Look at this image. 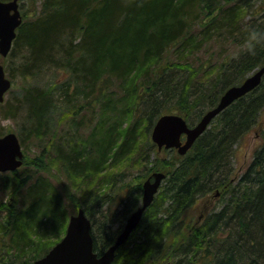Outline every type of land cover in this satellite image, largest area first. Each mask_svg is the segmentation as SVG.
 <instances>
[{
	"label": "trees",
	"instance_id": "1",
	"mask_svg": "<svg viewBox=\"0 0 264 264\" xmlns=\"http://www.w3.org/2000/svg\"><path fill=\"white\" fill-rule=\"evenodd\" d=\"M31 3L11 50H27L19 71L27 77L49 66L64 79L25 86L18 101L0 107L8 117L26 108L28 137H41L42 128L50 129L58 88L60 118L69 112L74 135L49 133L47 160L88 188L96 180L101 193L92 188L75 200L39 167L24 178V164L0 171V193L9 195L0 201V264H33L81 207L92 221L94 249L103 253L141 204L143 182L155 171L166 176L112 264H264V126L238 176L234 162L237 146L263 121L264 76L185 154L159 150L151 140L161 115L183 114L193 125L229 87L264 66V37L254 52L245 43L251 29L264 30V0ZM215 47L209 57L200 55ZM214 53L222 54L217 62ZM217 189L218 207L192 225L196 202Z\"/></svg>",
	"mask_w": 264,
	"mask_h": 264
},
{
	"label": "water",
	"instance_id": "2",
	"mask_svg": "<svg viewBox=\"0 0 264 264\" xmlns=\"http://www.w3.org/2000/svg\"><path fill=\"white\" fill-rule=\"evenodd\" d=\"M20 0H0V102L12 86L3 64L12 49L17 37V29L23 22ZM264 76V66L249 74L241 83L229 87L221 96L217 106L205 112L194 126H189L186 119L178 113H165L156 121L152 132V140L159 150L177 148L185 154L196 139L206 130L209 123L236 99L255 89ZM24 150L20 138L15 131L0 136V171H13L24 163ZM166 173L155 171L143 182L142 204L127 218L124 229L115 242L99 254L94 249L92 221L83 208L69 217L63 237L33 264H112L117 249L129 238L139 225L143 213L152 203L161 186Z\"/></svg>",
	"mask_w": 264,
	"mask_h": 264
},
{
	"label": "rangeland",
	"instance_id": "3",
	"mask_svg": "<svg viewBox=\"0 0 264 264\" xmlns=\"http://www.w3.org/2000/svg\"><path fill=\"white\" fill-rule=\"evenodd\" d=\"M21 11L24 14V11H31L32 3L31 0H22L20 2ZM29 14V13H28ZM229 50H232L233 45H229ZM219 50V48H217ZM216 50V47L207 51L206 53L201 52V56L203 58L209 57V55ZM27 54V50L24 47L16 46V48L9 53L4 59V67L7 76L12 80V86L9 91L6 93L5 100L1 102L2 105L6 103L12 104L13 102L18 101L23 93V89L25 86L35 85L40 87H48L49 85H54L58 83V81L63 80L64 75L61 74L58 70L53 67L46 66L41 71L36 72L33 75L24 77L19 71L22 68L23 62L25 60V55ZM222 54H215L214 59H221ZM217 62V61H216ZM12 73L15 74L13 76ZM58 80V81H57ZM55 94V103L54 109L52 111V119L50 121V129H41V137H28V126L29 123L27 121V109L22 108L18 111V114L14 117H8L5 115V109L0 107V132L7 133L9 131H15L20 137H24L23 148L25 151V163L21 167V177H27L33 172H39L40 170H36V167H39L41 170H45L56 182H63L65 185L69 187L71 196H74L76 200L78 197L83 198V196L87 195L89 191L92 190V187H87V185L83 182L82 179H78L77 177L70 176L68 173L63 172L62 166H58L56 161L53 163L48 162L47 158L50 156L48 154L49 148V137L48 134L52 131H55V136H64L69 133H73V129L71 128L69 122V114L65 112L64 115L61 116L64 108V97H61L60 91L58 88L54 90ZM60 118V119H59ZM263 121L253 129L237 146V151L234 157L235 167L237 169V173L241 172L246 165L251 161L253 153L255 149L261 142V135L263 132L264 126V114ZM53 133V132H52ZM157 170L163 169L162 167L156 168ZM155 169V170H156ZM108 179V178H106ZM95 183L92 185L94 186ZM106 186H109L110 183H106ZM99 188V185L96 186ZM91 189V190H89ZM89 190V191H88ZM94 190V189H93ZM213 191L208 195L201 197L195 204L192 215L194 217V222H200L202 217H204L209 211H211L214 207H216L221 200V194ZM81 194V195H80ZM9 195L0 193V201L8 199Z\"/></svg>",
	"mask_w": 264,
	"mask_h": 264
},
{
	"label": "clouds",
	"instance_id": "4",
	"mask_svg": "<svg viewBox=\"0 0 264 264\" xmlns=\"http://www.w3.org/2000/svg\"><path fill=\"white\" fill-rule=\"evenodd\" d=\"M262 37H264V30H260L257 28H253L250 30L245 41L250 52L255 51L256 47L262 42Z\"/></svg>",
	"mask_w": 264,
	"mask_h": 264
},
{
	"label": "bare ground",
	"instance_id": "5",
	"mask_svg": "<svg viewBox=\"0 0 264 264\" xmlns=\"http://www.w3.org/2000/svg\"><path fill=\"white\" fill-rule=\"evenodd\" d=\"M258 69H259V68H258ZM255 71H256V70H255ZM255 71H254V72H255ZM217 104H218V103H217ZM217 104H216L215 106H217ZM215 106H213V107H215ZM213 107H211V108H213ZM211 108H209V109H211ZM209 109H207L206 111H208ZM206 111H205V112H206ZM178 114H179V113H178ZM204 114H205V113H204ZM204 114H203V115H204ZM180 115H182V116L186 119L187 123L189 124L187 118H186L183 114H180ZM203 115H202V116H203ZM201 118H202V117H201ZM201 118H200V119H201ZM211 122H212V121H211ZM211 122L209 123L208 127L206 128V130L209 128ZM196 124H197V123H194L193 125H190V124H189V126H194V125H196ZM206 130H205V131H206ZM202 134H203V133H202ZM71 135H74V134L72 133ZM151 140H152V136H151ZM152 141H153V140H152ZM153 142H154V141H153ZM161 150H162V149H161ZM158 151H159V150H158ZM159 152H160V151H159ZM24 154H25V151H24ZM242 171H243V170H242ZM242 171H241V172H242ZM241 172H239V174H240ZM239 174L237 173V169H236V174H235V176H238ZM92 188H94V189H98V188H96L95 185L92 186ZM159 188H160V187H159ZM90 190H91V189H90ZM158 191H159V190H158ZM216 192H217V193H220L221 190H220V189H217ZM95 193H96V194H97V193L99 194V193H101V192H100L99 189H98ZM157 193H158V192H157ZM157 193H156V194H157ZM156 194H155V196H156ZM142 198H143V195H142ZM154 198H155V197H154ZM153 200H154V199H153ZM152 202H153V201H152ZM141 204H142V200H141ZM141 204H140L139 206H141ZM139 206H138V207H139ZM138 207H137V208H138ZM217 207H218V205H217L216 207H214V208H217ZM81 208H83V207H81ZM214 208H213V209H214ZM83 209H84V208H83ZM135 210H136V209H135ZM135 210H134V211H135ZM134 211H133V212H134ZM69 212H70V211H69ZM77 212H78V210H77ZM77 212H75V213H73V214H76ZM73 214H71V215H73ZM71 215H70V216H71ZM130 215H131V214H130ZM130 215H129V216H130ZM70 216H69V217H70ZM129 216H128V217H129ZM202 218H203V217H202ZM126 223H127V220H126L125 224H126ZM125 224H124L122 230L124 229ZM191 224H192V225H195L196 223L193 221ZM122 230H121V231H122ZM118 235H119V234H118ZM118 235H117V237H118ZM117 237H116V239H117ZM166 261H167L166 263H168L170 260H166ZM163 263H164V262H163Z\"/></svg>",
	"mask_w": 264,
	"mask_h": 264
}]
</instances>
